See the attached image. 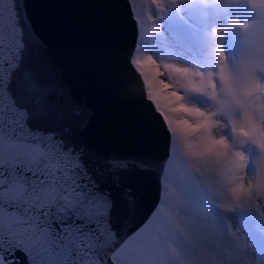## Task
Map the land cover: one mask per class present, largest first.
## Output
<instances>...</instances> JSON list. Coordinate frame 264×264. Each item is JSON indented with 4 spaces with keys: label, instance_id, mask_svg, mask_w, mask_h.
<instances>
[{
    "label": "snow or ice",
    "instance_id": "1",
    "mask_svg": "<svg viewBox=\"0 0 264 264\" xmlns=\"http://www.w3.org/2000/svg\"><path fill=\"white\" fill-rule=\"evenodd\" d=\"M211 2L255 11L210 29L214 69L137 55L141 35L129 55L139 96L166 133V155L153 158L87 137L94 105L73 93L27 0H0V264H254L229 216L264 221V0ZM152 3L159 23L170 8ZM229 26L241 33L231 57ZM152 175L158 195L145 213L142 178Z\"/></svg>",
    "mask_w": 264,
    "mask_h": 264
},
{
    "label": "water",
    "instance_id": "2",
    "mask_svg": "<svg viewBox=\"0 0 264 264\" xmlns=\"http://www.w3.org/2000/svg\"><path fill=\"white\" fill-rule=\"evenodd\" d=\"M27 7L53 44L73 93L96 109L97 120L87 137L120 155L164 157L165 130L140 98L142 76L138 78L139 70L128 62L139 37L130 0L87 8L70 0H27ZM142 182L148 213L157 200L159 177H144Z\"/></svg>",
    "mask_w": 264,
    "mask_h": 264
},
{
    "label": "bare ground",
    "instance_id": "3",
    "mask_svg": "<svg viewBox=\"0 0 264 264\" xmlns=\"http://www.w3.org/2000/svg\"><path fill=\"white\" fill-rule=\"evenodd\" d=\"M141 1L142 0H133L135 12H137L139 10L140 6L143 4V2H141ZM180 2H181L180 7L183 10L181 14H178V13L170 14L167 12L164 15L163 19H161L159 21V23L161 24V29H165V28L167 29L166 38L169 35L168 27L173 26V24H177V25L182 24L184 22V20H187L188 22L190 21V23L191 22L199 23V24L205 23L206 25H210L214 22L217 23L219 11L215 7H213V5H212L213 3L211 2V0H180ZM166 3L168 5V7L170 8L169 11H171L172 5L170 3V0H166ZM147 12H150L151 16L153 17L154 15L157 16L158 10H157L156 6L154 5L152 7L150 6L149 10ZM158 19H159V17L157 18V21H158ZM147 22L141 21V23H140L141 35H142L143 31H145L147 29L153 30L155 25H158V27H159V23H157V22H154L152 20L147 21ZM164 38H165V36H164ZM141 40H142V38L140 39V43H141ZM140 43H139L138 47H140ZM161 48H158V49L156 48L154 51L155 53L153 55L160 57V58H163L169 63H175L177 65H183L184 63L191 64L189 62L190 61L189 59H187L185 57L183 58V55H182V57L177 58L176 56L170 54L169 49L164 48V47H161ZM227 52L229 53L230 57L236 54V53H233L232 50H228V49H227ZM141 54H143V53L140 52V49L138 48L137 49V55H141ZM209 68L210 67L207 66V70ZM211 68L214 69L215 67H211ZM202 70H204V69H202ZM195 99L199 100L202 106L210 103V101H208L207 98H205V97L197 96V97H195ZM248 150L252 153L253 156L256 155V150L253 149L252 147H250ZM232 215L238 216V214H232ZM255 220H256V230H257L256 233H253L254 231L251 230L252 226L250 224H247L246 227H248V229L250 230L251 237L256 239V241H258L257 242L258 244L256 245V248L258 249V248L264 247V233L260 232V226H264V225L259 223L260 219L257 217L256 214H255ZM251 232H252V234H251Z\"/></svg>",
    "mask_w": 264,
    "mask_h": 264
},
{
    "label": "rangeland",
    "instance_id": "4",
    "mask_svg": "<svg viewBox=\"0 0 264 264\" xmlns=\"http://www.w3.org/2000/svg\"><path fill=\"white\" fill-rule=\"evenodd\" d=\"M141 2H143V4L140 6L139 10L136 12V13H137L136 15H137L139 18H141L142 20H145V19H144V1L142 0ZM173 11H174V9H171V11H168V13H170V14L175 13V12H173ZM150 15H151V13H150ZM155 26H158V25H155ZM212 27H214V25H212ZM210 29H211V28H210ZM210 29H208V31H209ZM168 36H169V35H168ZM168 36H167V38H166V37L163 38V40L166 41V42H169L170 39H169ZM159 48H161V47H159ZM139 49H140V52H142L144 55H147V54H150V53H151V54H154V53H155L153 50L150 49V45H149V37L146 36V33H143V35H142V40H141V43H140V47H139ZM157 49H158V48H157ZM161 49H162V48H161ZM220 223L223 224L222 221H220ZM232 224H233L234 227L240 228V229L243 230L244 233H246V235H247V237H248V241H249V243L252 245V247H251L250 250H249V254H250L251 258L253 259V258L256 256V252H258V253L260 254V264H264V247H262V248H258V250H257L256 245H255V242H254L253 239L250 237V235L246 232V230L243 229L242 227H240L236 221H233ZM252 231H254L253 233H256V232H257V231L255 230V228H253ZM251 234H252V232H251Z\"/></svg>",
    "mask_w": 264,
    "mask_h": 264
}]
</instances>
